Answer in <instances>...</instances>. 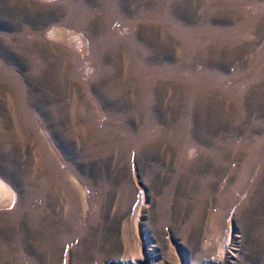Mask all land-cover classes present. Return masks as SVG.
I'll list each match as a JSON object with an SVG mask.
<instances>
[{"label":"rangeland","instance_id":"obj_1","mask_svg":"<svg viewBox=\"0 0 264 264\" xmlns=\"http://www.w3.org/2000/svg\"><path fill=\"white\" fill-rule=\"evenodd\" d=\"M0 264H264V0H0Z\"/></svg>","mask_w":264,"mask_h":264}]
</instances>
